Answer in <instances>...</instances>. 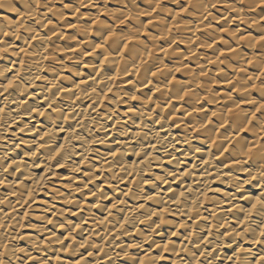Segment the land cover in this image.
I'll return each mask as SVG.
<instances>
[{
	"label": "bare ground",
	"instance_id": "1",
	"mask_svg": "<svg viewBox=\"0 0 264 264\" xmlns=\"http://www.w3.org/2000/svg\"><path fill=\"white\" fill-rule=\"evenodd\" d=\"M262 37L264 0H0V264H264Z\"/></svg>",
	"mask_w": 264,
	"mask_h": 264
},
{
	"label": "snow or ice",
	"instance_id": "2",
	"mask_svg": "<svg viewBox=\"0 0 264 264\" xmlns=\"http://www.w3.org/2000/svg\"><path fill=\"white\" fill-rule=\"evenodd\" d=\"M261 39H264V37H262ZM10 86V85H9ZM262 106H264V105H262Z\"/></svg>",
	"mask_w": 264,
	"mask_h": 264
}]
</instances>
